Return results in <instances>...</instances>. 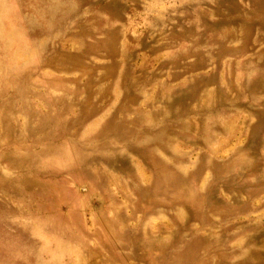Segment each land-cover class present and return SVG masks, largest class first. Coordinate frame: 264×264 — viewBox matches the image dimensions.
<instances>
[{"label": "rangeland", "instance_id": "obj_1", "mask_svg": "<svg viewBox=\"0 0 264 264\" xmlns=\"http://www.w3.org/2000/svg\"><path fill=\"white\" fill-rule=\"evenodd\" d=\"M0 264H264V0H0Z\"/></svg>", "mask_w": 264, "mask_h": 264}]
</instances>
